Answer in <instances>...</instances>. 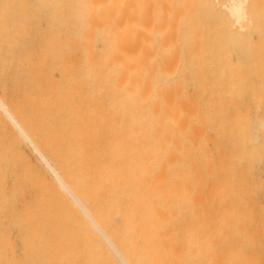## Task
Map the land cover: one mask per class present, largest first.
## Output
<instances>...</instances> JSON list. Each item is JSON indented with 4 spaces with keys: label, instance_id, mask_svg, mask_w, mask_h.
I'll list each match as a JSON object with an SVG mask.
<instances>
[{
    "label": "bare ground",
    "instance_id": "obj_1",
    "mask_svg": "<svg viewBox=\"0 0 264 264\" xmlns=\"http://www.w3.org/2000/svg\"><path fill=\"white\" fill-rule=\"evenodd\" d=\"M0 66L18 76L0 97V188H48L44 230L25 200L0 211L26 250L61 264L248 258L264 232V0H0Z\"/></svg>",
    "mask_w": 264,
    "mask_h": 264
},
{
    "label": "rangeland",
    "instance_id": "obj_2",
    "mask_svg": "<svg viewBox=\"0 0 264 264\" xmlns=\"http://www.w3.org/2000/svg\"><path fill=\"white\" fill-rule=\"evenodd\" d=\"M42 24L44 26L43 22L41 23V26ZM10 71L1 70L0 66V97H2L3 93L1 92H3V89H7L8 93L12 94V91L14 89L13 87L15 86L13 84H16L15 80L18 76L14 74L13 70V72ZM10 77L12 79V82L10 81ZM190 84L191 83L187 84V88L193 85ZM191 90L193 91V86L188 89V92H192ZM15 133L17 134V132ZM1 134L5 135L4 133ZM3 135L1 136L5 138V136ZM2 137L0 138V140L2 139ZM2 141L3 140H1L0 142L3 143ZM12 147L16 149V151L18 150L20 153L24 154L28 158V160L32 164H34L33 166L37 164H43L41 163V160L39 159L38 155L34 152L30 144H28L27 141H25L24 139L21 138L20 146H16L15 148L12 145ZM43 168L46 169L45 167ZM51 175L52 174L49 172L50 178L53 179L54 177H52L53 175ZM14 183L15 181L8 179L7 183L1 186L0 192H3V195H0V211H4V214L11 211V213L14 214L13 209L19 206V209H21L25 200V202H27V209L32 210V212L34 213L31 218V223L33 222L34 224V232L35 230H44L43 223L46 221L45 212H38V207L40 204H46L45 199L48 188L34 183L22 184L20 186L14 185ZM40 210L44 211L45 205H41ZM20 214H22L21 211ZM16 225L17 224L15 217L0 218V235L7 228L8 232L10 231L13 233L12 241L17 243V245L13 247V250L9 248L5 250L0 246V264H61L60 259H49V251L47 250V247L45 245H37L35 248H30V250H26L27 248L24 243L25 236L23 233V231L26 229L20 228V230L17 232ZM229 237L230 234H227V238ZM252 237H254L257 244L255 246H246L241 249L242 252H244L248 258L240 264H264V232L260 231L254 234ZM12 257H14L15 259H13ZM56 257H58V255H56Z\"/></svg>",
    "mask_w": 264,
    "mask_h": 264
}]
</instances>
